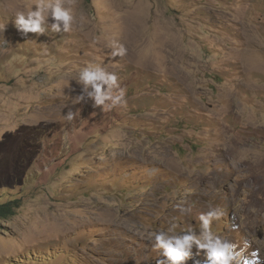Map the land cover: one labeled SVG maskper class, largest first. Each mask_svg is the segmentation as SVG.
Returning <instances> with one entry per match:
<instances>
[{"label":"rangeland","instance_id":"obj_1","mask_svg":"<svg viewBox=\"0 0 264 264\" xmlns=\"http://www.w3.org/2000/svg\"><path fill=\"white\" fill-rule=\"evenodd\" d=\"M0 264H264V0H0Z\"/></svg>","mask_w":264,"mask_h":264},{"label":"trees","instance_id":"obj_2","mask_svg":"<svg viewBox=\"0 0 264 264\" xmlns=\"http://www.w3.org/2000/svg\"><path fill=\"white\" fill-rule=\"evenodd\" d=\"M19 207L17 200H8L0 204V218H7L15 213V209Z\"/></svg>","mask_w":264,"mask_h":264}]
</instances>
